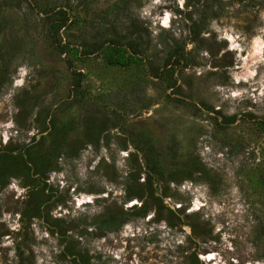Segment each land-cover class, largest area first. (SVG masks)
Returning <instances> with one entry per match:
<instances>
[{"label":"rangeland","instance_id":"rangeland-1","mask_svg":"<svg viewBox=\"0 0 264 264\" xmlns=\"http://www.w3.org/2000/svg\"><path fill=\"white\" fill-rule=\"evenodd\" d=\"M60 1L0 0V156L65 131L0 181V264H264V0H69L64 53Z\"/></svg>","mask_w":264,"mask_h":264},{"label":"trees","instance_id":"trees-1","mask_svg":"<svg viewBox=\"0 0 264 264\" xmlns=\"http://www.w3.org/2000/svg\"><path fill=\"white\" fill-rule=\"evenodd\" d=\"M63 2H66V4H54V6L44 9L43 12L45 14V25L47 30V35L50 39V41L53 43L54 48L60 52L64 53L68 49H71L70 43L68 40L61 41V38L58 36V30L62 27H68L69 24L72 22V18H70L69 10L71 4H69V0H61ZM60 1V2H61ZM202 18H198V21H192L191 27L189 28V31L191 33V36L193 38H196L198 28L200 25H202ZM131 23V22H130ZM130 25V24H129ZM131 25H134L135 29L138 30L139 23H131ZM67 66L70 67V60H66ZM167 63L164 62L162 67H165ZM165 68H161L159 66H155L154 71L152 72L155 76H160L162 71ZM72 75V82H73V89H76L80 86V72L71 70L70 71ZM61 129H64L63 127ZM64 135L65 131L61 130L60 134H57V132H54V137L51 139L48 147L42 151L40 154L37 150L28 149L26 150V160L23 158L19 153H16L14 155L8 154L7 152H4L2 156H0V181L3 183L6 179V177L11 173H20L23 175L24 178L29 177V172L34 174L33 177H31L32 180H36L37 177L43 176L46 171L52 166V161L54 157V153L56 149L60 146L62 142H64ZM147 162L146 165L148 166V169L154 168V161L151 159L150 152H145ZM37 207L33 206L32 204L29 206H26L23 215L27 218L29 217L28 211H36ZM106 220V218H105ZM110 225H112V220H109L108 222ZM70 247V246H69ZM76 253V252H75ZM79 254V257L82 258V254ZM18 264H33V260L31 256L28 254L25 256V260H21ZM189 264H204L203 262L199 261V259L196 257L195 254H191L190 262Z\"/></svg>","mask_w":264,"mask_h":264},{"label":"bare ground","instance_id":"bare-ground-1","mask_svg":"<svg viewBox=\"0 0 264 264\" xmlns=\"http://www.w3.org/2000/svg\"><path fill=\"white\" fill-rule=\"evenodd\" d=\"M208 256H211V255H208Z\"/></svg>","mask_w":264,"mask_h":264}]
</instances>
